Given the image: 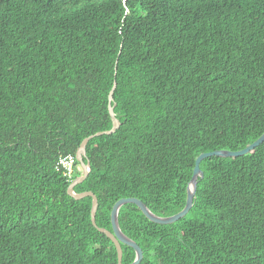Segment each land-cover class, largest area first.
<instances>
[{
    "label": "trees",
    "instance_id": "1",
    "mask_svg": "<svg viewBox=\"0 0 264 264\" xmlns=\"http://www.w3.org/2000/svg\"><path fill=\"white\" fill-rule=\"evenodd\" d=\"M114 81L120 127L88 142L74 188L108 231L120 199L177 214L200 154L262 136L264 0H0V264H117L92 199L68 196L57 166L111 129ZM199 167L179 221L120 209L140 264H264V142Z\"/></svg>",
    "mask_w": 264,
    "mask_h": 264
},
{
    "label": "water",
    "instance_id": "2",
    "mask_svg": "<svg viewBox=\"0 0 264 264\" xmlns=\"http://www.w3.org/2000/svg\"><path fill=\"white\" fill-rule=\"evenodd\" d=\"M116 82H113L112 88L108 95V112L110 115V118L112 120V127L108 131L103 132H97L93 135L88 136L85 138L80 146L77 149L75 158L77 163L80 166L81 173L78 177H76L68 186L67 188V194L74 200H81L87 197H90L92 199L91 203V224L93 227H95L101 234H104L114 245L116 254H117V264H122V247L121 245H125L130 247L134 250L135 257L134 260L130 264H140L143 258V252L141 248L131 239H129L120 229L119 226V211L120 209L127 205V204H133L139 208V210L142 212V214L152 223L159 224V225H169L172 223H175L179 221L180 219L184 218L187 213L191 210L193 206V200L196 193V187H197V179L198 177H203V172L200 170V163L210 157H220V158H232V157H240L248 154L251 150L255 149L257 146H259L261 143L264 142V133L262 136H260L255 142H253L248 147L239 150V151H226V150H217L210 153H202L200 154L196 160H195V166L192 173L191 180L188 183L187 186V196H186V203L184 208L178 212L177 214H174L169 217H159L153 214L149 208H147L141 201L134 199V198H127V199H120L117 201L110 213V222L112 226V231H108L106 229L97 228L96 225V212L98 208V200L96 196L92 192H82V193H76L74 191V188L83 183L87 176L90 173L91 167L89 161L86 159V146L90 140H92L95 137L103 136V135H112L114 134L117 129L120 127V122L116 118L114 113V107L115 103L113 102V95L114 91L116 89Z\"/></svg>",
    "mask_w": 264,
    "mask_h": 264
},
{
    "label": "built area",
    "instance_id": "3",
    "mask_svg": "<svg viewBox=\"0 0 264 264\" xmlns=\"http://www.w3.org/2000/svg\"><path fill=\"white\" fill-rule=\"evenodd\" d=\"M75 157L72 155H67L64 157L59 158L58 161V168L63 171L64 176L67 180L71 181L74 176V169H75Z\"/></svg>",
    "mask_w": 264,
    "mask_h": 264
},
{
    "label": "rangeland",
    "instance_id": "4",
    "mask_svg": "<svg viewBox=\"0 0 264 264\" xmlns=\"http://www.w3.org/2000/svg\"><path fill=\"white\" fill-rule=\"evenodd\" d=\"M77 171L81 173L80 166L76 167V171L75 172H77Z\"/></svg>",
    "mask_w": 264,
    "mask_h": 264
},
{
    "label": "clouds",
    "instance_id": "5",
    "mask_svg": "<svg viewBox=\"0 0 264 264\" xmlns=\"http://www.w3.org/2000/svg\"><path fill=\"white\" fill-rule=\"evenodd\" d=\"M73 156V155H72ZM75 157V156H74ZM75 160H76V158H75ZM74 173H75V169H74ZM75 178L73 177V179L70 181V183L74 180Z\"/></svg>",
    "mask_w": 264,
    "mask_h": 264
}]
</instances>
